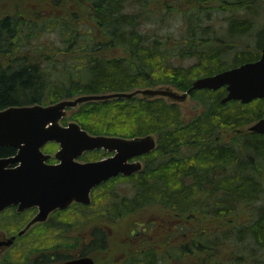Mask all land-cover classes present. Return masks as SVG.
<instances>
[{
  "label": "trees",
  "instance_id": "16d2710c",
  "mask_svg": "<svg viewBox=\"0 0 264 264\" xmlns=\"http://www.w3.org/2000/svg\"><path fill=\"white\" fill-rule=\"evenodd\" d=\"M9 1L16 6L17 0ZM36 1L54 2L58 6L66 2ZM169 1L69 0L72 7H64L58 16L31 10L35 18L4 11L0 16V110L49 104L86 93L127 92L160 84H171L184 91L197 77L255 56H245L249 52L242 51L224 60L220 52L226 44H186L181 48L177 39L152 33L146 24L161 26L181 8L195 32L206 29L201 23L202 5L210 0H185V7L192 5L193 9H185L183 0ZM219 1L217 9L231 10L227 17L229 35L253 33L257 39L258 31L264 32V27H256L254 15L261 7L258 0ZM26 18L29 19L25 21ZM44 33L56 34L58 42L38 39V43L32 44L33 39ZM263 43L256 42L257 46ZM194 55L196 61L188 66L175 64L173 60ZM224 94V89L200 94L193 91L194 97L208 105L187 121L182 118L178 104L167 102L163 96L137 94L88 100L68 108L69 114L61 119L64 123L67 119L76 121L91 134L127 138L152 134L156 146L136 157L143 162L140 170L130 175L118 174L93 188L92 207L74 203L66 209L54 210L46 221L33 224L26 234L17 237L0 264H57L72 258L69 248L76 246V238L69 229L81 222L79 213L86 208L100 209L102 204H106L105 213L112 218L159 204L176 216L198 213L221 218V223L225 220L229 224L224 229L217 223L211 236L210 230L203 227L191 244L184 242L166 251L159 252L142 243L133 253L131 250L128 256L109 264H174L177 257L209 264L208 259L220 255L222 242L229 235L239 241L249 236L253 243L264 246V203L256 205L263 191L255 165L264 158V134L241 129L264 116L262 106H257L264 97L247 103L220 102ZM224 128L235 129L234 139L227 143L218 137ZM57 147L51 141L42 149L52 153ZM15 151L13 146H1L0 157ZM109 154L104 149H94L84 152L80 159H99ZM123 183L131 185V195L118 193L117 184ZM251 205L255 210L243 214ZM14 209L11 206L5 209L10 211L12 223L20 219L24 225L32 215L31 209L23 212ZM0 226L7 229L3 222ZM7 230L16 232L15 228ZM106 236L104 228L95 227L91 242L105 248ZM87 252L81 249L80 254ZM225 254L226 260L218 257V264H242L238 254L235 258L232 253ZM168 257L174 260L169 261Z\"/></svg>",
  "mask_w": 264,
  "mask_h": 264
},
{
  "label": "water",
  "instance_id": "95a60500",
  "mask_svg": "<svg viewBox=\"0 0 264 264\" xmlns=\"http://www.w3.org/2000/svg\"><path fill=\"white\" fill-rule=\"evenodd\" d=\"M225 86L220 102L239 100L247 103L264 97V46L258 59L246 61L214 74L195 78L187 91ZM187 91L165 88H137L127 92L86 93L63 98L49 104L10 106L0 110V147L13 146L12 155L0 157V211L11 205L18 210L37 207V213L18 231L21 235L31 224L44 221L55 209H63L72 202L88 204L90 193L101 182L118 174L130 175L140 170L142 162L134 159L156 146L152 134L131 138L91 134L76 121L63 125L60 120L70 107L88 100L113 97H130L137 94L170 96L183 99ZM264 134V116L248 128ZM54 141L58 148L49 163L51 154L42 147ZM104 149L111 154L99 159L80 161L86 151ZM13 236L0 240L8 246ZM57 264H95L89 255H77Z\"/></svg>",
  "mask_w": 264,
  "mask_h": 264
},
{
  "label": "rangeland",
  "instance_id": "374dc122",
  "mask_svg": "<svg viewBox=\"0 0 264 264\" xmlns=\"http://www.w3.org/2000/svg\"><path fill=\"white\" fill-rule=\"evenodd\" d=\"M64 1L66 2L63 5L58 6L56 3L49 1L42 2L36 0H17L16 6L13 7L11 1L3 0V2H0V16L2 13H4V11H17L21 16L26 13L30 14L31 18H35V13H33L31 10L39 11L38 14L42 13L45 16H58L63 11L64 7H72L69 0ZM172 1L175 2L176 0ZM167 2L170 1L167 0ZM184 2L185 0L182 2L185 9H193L192 5L185 7ZM257 2L258 5H261V7L258 8L257 13L254 15L256 17V27L262 28L264 27V0H258ZM175 5H177V3H175ZM219 6V0H210L202 5L203 14H201V23L206 27V29L201 31L198 30L195 32L191 24L187 23L186 19L182 15V8L177 11L178 13L166 18L165 22L162 23L161 26H159L160 24L158 25L157 23L146 24V26L150 30H153L152 33L156 32L157 34L159 33L160 35H164L169 38L171 37L175 40L177 39L181 48L185 47L186 44H201V41H205L204 43L207 44H214L215 42L226 44V48H224L222 51H227H221L222 53L220 52V56H223L222 58L224 60L232 58V56L234 54L236 55L237 52L243 51L250 53L246 54L245 56L253 55L252 53L254 52L258 53L259 48L256 42L262 43L264 41V32L258 31L259 34L257 35V39H254L255 37L253 33H247L243 35L232 33L229 35L227 30V17L230 15L231 10L217 9ZM28 19L29 18H26L24 20L27 21ZM25 27L26 29H29L27 26ZM38 39H43V42H46L49 39L58 42L57 35L54 33L41 34L39 38L33 39L31 41L32 44L38 43ZM173 60L175 64L188 66L196 61V56H177L174 57ZM228 62L231 63V60ZM154 88L171 89L177 91L178 93H182V91L171 84H160L154 86ZM139 95L142 96L143 94ZM164 99L167 102H176L179 105L181 116L185 121L191 119L203 111L202 106H194L195 104L198 105V102L191 100L189 96L185 97L184 99H174L170 96H164ZM257 106H262L261 108L264 109V100H262ZM69 112L70 111L67 110L66 116L69 114ZM69 121L71 120L67 119L65 123ZM60 123L65 124L62 121H60ZM251 123L242 126L241 129L246 131ZM234 134L235 129L233 130L231 128H224L219 132L218 137L221 142L227 143L234 139ZM51 154L53 155L54 152ZM51 158L54 160V157ZM260 161H257L255 165L258 170V175L261 179L263 194L260 201H258L256 205L261 202L264 203V158H262ZM116 188L118 193L121 195L132 194V187L129 184H117ZM97 202L99 201H96V203ZM93 204L94 200L91 196L90 203L84 205L87 207H92ZM95 205L97 207V204ZM105 205L106 204H102L100 209L97 208L90 210L86 208L84 211L79 213L80 217L82 218L81 222H76V224H73L69 229L70 234L76 238V246L69 248V251L72 253L73 257L80 254L81 249H86L88 252L85 255L92 256L95 260V264H109L112 262L116 263L125 256H128L131 250L133 253V251L136 250L142 243L157 248L158 251L161 252L162 249L166 251V248L172 249L184 242L191 244L193 238L199 233L203 232V227H206V230H210V236L213 235V232L216 229L215 225H217V223L221 228H229V224L225 220L224 223L220 222L221 218L217 219L215 217H206L205 215L198 213V215L193 214L191 216H176L165 205L159 204H149L122 217L112 218L110 215H106ZM253 205L256 206L255 203ZM248 209L249 211H247ZM34 210L35 208L33 207L32 213H34ZM252 210L255 209H253V206L251 205L250 207L244 209L243 214L249 215V212H252ZM9 219H11L9 210H3L0 212V222L7 224V229L15 228L17 231L19 227L23 226V224L21 225L20 223V219H18V221L15 223H12ZM240 219L241 217L238 220L239 223ZM51 220H53V217L50 219V221ZM32 226L30 228H32ZM95 227L105 229L107 234L105 248H99L97 247L98 245H96L94 242H91V232ZM29 229H27L25 234L29 231ZM224 229H221V231ZM5 231L6 230L0 228V236H5ZM9 248H3L0 251V260L9 250ZM221 249L222 251L220 255L218 253L213 257V259H208L209 264H218V257L225 261V256L227 255L225 253L227 252L232 253L231 257L233 258H235V255L238 254V259L242 264H264V246L253 243L249 236L244 238L242 241H239L236 237L229 235L226 241L222 242ZM168 259L169 261L174 260H170V257H168ZM175 260L176 262L174 264H197L195 260H192L191 262L190 259L182 261L181 258L177 257ZM221 262L223 261H220V263ZM48 264H56V262H50Z\"/></svg>",
  "mask_w": 264,
  "mask_h": 264
},
{
  "label": "flooded vegetation",
  "instance_id": "af4514ba",
  "mask_svg": "<svg viewBox=\"0 0 264 264\" xmlns=\"http://www.w3.org/2000/svg\"><path fill=\"white\" fill-rule=\"evenodd\" d=\"M202 43H204L205 41H201ZM263 46H264V43L261 45V46H258V53H256V52H254V53H252V54H255V56L253 57V58H250L249 60H246V61H252V60H256V59H258L259 57H260V55H261V51H262V48H263ZM257 55V56H256ZM245 61V62H246ZM233 67V66H232ZM216 73V72H215ZM214 74V73H213ZM210 75V74H209ZM222 89H224L225 90V86L223 85V86H221V87H219V88H216V89H211V88H208V87H203V88H196V89H191L190 91H187L188 89H186V90H184V91H182V93L183 92H185V91H187V94H186V96L185 97H187V96H189V98L191 99V100H195L196 102H198V105H194V106H205V105H208V104H204L203 102H201L198 98H196V97H194L193 95H192V92L193 91H199L198 92V94H200V91H215V90H222ZM184 97V98H185ZM183 98V99H184ZM260 98H263V97H260ZM257 99V98H256ZM179 106V105H178ZM52 157V156H51ZM51 157H49V159L47 160V162H49V163H54V162H56L57 160L54 158V160H52L51 161ZM138 157V156H137ZM137 159V158H136ZM79 160L80 161H88V160H82V159H80L79 158ZM90 160H94V159H90ZM134 160V159H133ZM92 192V191H91ZM90 196H91V194H90ZM73 203H80V202H72L71 204H73ZM70 204V205H71ZM81 204H83V203H81ZM70 205H68L67 207H65V208H63V209H66V208H68ZM84 205V204H83ZM10 207V206H9ZM11 207H15V212H22L23 210H27V209H33V207H29V208H25V209H23V210H18L17 209V205H11ZM8 208V207H7ZM34 208H35V210H34V213H32V215H31V217L29 218V220L33 217V216H35L36 215V213H37V207H35L34 206ZM6 209V208H5ZM4 209V210H5ZM56 210V209H55ZM53 212V211H52ZM52 212H50L49 214H48V216H47V218L44 220V221H46L47 219H48V217L50 216V214L52 213ZM28 220V221H29ZM28 221L23 225V227L28 223ZM44 221H39V222H44ZM23 227H21V228H19L16 232H13V233H10L6 228H4V227H2V226H0V228L1 229H4V230H6L5 231V236H3V235H1L0 236V240H5V239H7V238H9V237H14L13 238V241H12V243L10 244V245H8V246H5V245H1L0 246V251L3 249V248H9V247H11L14 243H15V240L17 239V237L18 236H21L22 234H24L26 231H27V229L21 234V235H18V231L19 230H21ZM10 249V248H9Z\"/></svg>",
  "mask_w": 264,
  "mask_h": 264
}]
</instances>
